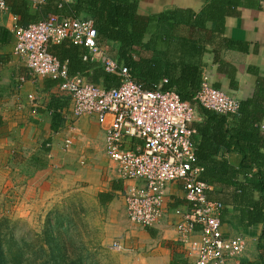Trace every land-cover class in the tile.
I'll return each instance as SVG.
<instances>
[{"label": "built area", "instance_id": "2783aa9c", "mask_svg": "<svg viewBox=\"0 0 264 264\" xmlns=\"http://www.w3.org/2000/svg\"><path fill=\"white\" fill-rule=\"evenodd\" d=\"M73 0H63L71 3ZM35 9L47 0H26ZM0 0V10H6ZM15 53L34 80L60 82L71 99L76 118L93 117L106 133V155L116 165L120 179L134 182L125 191L128 219L144 229L157 227L167 210L168 191L181 186L186 208L176 212L180 241L194 264H241L248 249L242 235L225 231L223 203L211 199L213 187L201 180L192 125L197 107L183 101L173 90H145L136 84L130 69L118 62L99 42L93 20L49 16L14 30ZM70 42L83 50L85 62H98L107 74L121 79L119 88L91 83L81 74L72 75L68 63L50 53L53 45ZM21 78L20 83H25ZM197 104L221 116H237L241 103L203 79L195 97ZM200 236L198 241L195 236ZM116 250L122 249L119 242Z\"/></svg>", "mask_w": 264, "mask_h": 264}, {"label": "crops", "instance_id": "0c3cea01", "mask_svg": "<svg viewBox=\"0 0 264 264\" xmlns=\"http://www.w3.org/2000/svg\"><path fill=\"white\" fill-rule=\"evenodd\" d=\"M138 1L140 13L151 16L175 8L200 12L211 0ZM6 3L7 9L0 10V117L4 122L0 128V146L13 149L14 162H25L24 160L28 159L29 164L33 161L34 166H38L41 161L47 159L49 170L38 172L37 177L43 175L48 178L51 169L61 172L77 167L79 164L91 167L99 164L101 160L111 163L117 176L112 178V182L109 178L108 182L111 183L109 188L101 189L97 193L98 200L100 205L109 206L114 205L122 196L126 213L125 191L135 183L123 182L116 165L107 157L104 129L93 117L76 118L68 94L64 93L59 86L53 85L55 82L59 84L60 82L40 78L34 80L28 67L15 53L14 30L25 27L26 24L36 23L43 15L42 12L46 10L48 1L40 9L32 8L26 0H6ZM74 3L75 0L64 4ZM55 7L53 6L56 14L49 12L42 18L75 17L69 9H63L60 5L58 8ZM78 18L89 19V16L82 13ZM216 43L221 45L215 44V47L220 49L221 61L216 62L215 53L212 50L214 48H212V52L207 53L203 58V79L209 80L217 89L240 101L241 109L242 105L245 108L244 117L253 118L252 116L255 115L259 118V126L264 134V0H242L237 13L227 17L225 34ZM81 51L83 54L82 49ZM91 63L100 65L98 62ZM21 78H26V82L20 83ZM245 103L250 105L245 106ZM242 115L239 113L237 116H229L228 128L232 130L238 128L242 122ZM205 123V118L197 109L193 129L198 131V126L205 127ZM200 141L201 135L197 132L194 142L198 145ZM213 149L214 161L229 160L233 165L240 164L241 155L233 144L230 148L221 145ZM261 152L264 154V148ZM93 176L97 179L100 175ZM76 177L78 180L80 174ZM45 190V185L39 184L36 185L34 192L38 191L43 195L46 193ZM214 191L216 189L213 187L210 196ZM168 194L167 210L162 222L155 228L145 229V233L152 241L160 237L165 243L182 244L176 227L178 222L176 212L186 208L184 191L181 186L173 185ZM260 197L258 193L249 196L253 202L258 201ZM238 216L239 213L233 207L228 209L227 222L224 223L225 231L232 237L239 235L245 237L248 244L245 258L253 262L258 261L257 244L262 225L251 228L235 227ZM199 239V235L194 237L195 241ZM185 249L189 258L192 259L187 247ZM192 262L194 264L193 259Z\"/></svg>", "mask_w": 264, "mask_h": 264}, {"label": "trees", "instance_id": "16d2710c", "mask_svg": "<svg viewBox=\"0 0 264 264\" xmlns=\"http://www.w3.org/2000/svg\"><path fill=\"white\" fill-rule=\"evenodd\" d=\"M47 1L44 16L49 12L56 14L53 6L58 8L63 4V0ZM241 3L242 0H211L200 12L175 8L151 16L140 13L138 0H75L74 4L62 7L75 17L87 14L95 24L102 45L106 42L120 45L116 59L130 69L136 84L153 91L166 80L164 91H176L183 101L196 105L206 120L205 127L198 126L197 131L201 135L200 143L196 144L201 180L216 189L209 197L224 204L223 223L227 222L228 209L233 207L239 213L235 227L262 225L257 244L258 261L244 259L241 264H264V154L261 152L264 134L260 119L255 115L244 117L242 105L241 125L232 130L228 128V117L208 111L195 101L203 82V58L213 50L216 62L221 61L216 41L225 34L227 17L235 15ZM43 15L37 22L46 18ZM50 53L62 63H68L72 75L81 74L89 82L108 89L121 85L117 75L107 74L101 65L85 62L81 49L70 42L53 45ZM3 123L0 117V128ZM231 144L241 155L240 164L214 161L213 147L230 148ZM254 193L261 195L256 202L249 198ZM9 224V220H0V264H38L24 257L19 261L18 244ZM24 247L27 250L29 244L25 242ZM50 250L53 257L41 264H85V258L71 260L63 254L61 259L54 249L50 247ZM41 252L45 251L41 249Z\"/></svg>", "mask_w": 264, "mask_h": 264}, {"label": "rangeland", "instance_id": "374dc122", "mask_svg": "<svg viewBox=\"0 0 264 264\" xmlns=\"http://www.w3.org/2000/svg\"><path fill=\"white\" fill-rule=\"evenodd\" d=\"M104 46L113 57L119 56V44ZM12 151L0 146V220L11 222L19 261H49L51 247L61 259L63 254L71 260L85 258V264H193L181 243H165L160 237L152 241L144 228L129 221L122 196L114 205H100L97 193L117 176L111 163L99 160L91 167L51 169L48 178L37 177L49 168L48 160L38 166L28 159L18 163ZM95 174L100 176L95 179ZM39 184L45 185L43 195L34 192ZM116 242L122 249L114 248Z\"/></svg>", "mask_w": 264, "mask_h": 264}]
</instances>
